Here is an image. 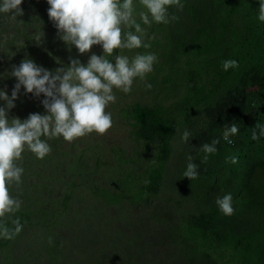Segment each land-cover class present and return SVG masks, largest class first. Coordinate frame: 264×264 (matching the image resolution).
Instances as JSON below:
<instances>
[{
  "label": "trees",
  "instance_id": "1",
  "mask_svg": "<svg viewBox=\"0 0 264 264\" xmlns=\"http://www.w3.org/2000/svg\"><path fill=\"white\" fill-rule=\"evenodd\" d=\"M180 2L182 9L175 5L168 8L169 17L177 19H170L168 24L152 23V31L158 35L148 42L143 41L150 47L132 51L136 55L152 50L160 58L153 64V71L147 74L142 86L152 85L151 89H145L148 95L155 94L154 101H135L125 108L126 112L122 111L130 122V136L144 149L138 160H144L147 154L152 164H145L148 166L146 177L140 179L148 181L146 198L137 203H146L149 195L160 189L177 128L183 126L186 131L192 127L191 132H187L195 147L191 162L197 165L198 178L194 180L197 189L188 188L198 204L195 207L197 213H188L192 222L188 224L194 228V239L210 241V244H243L249 252L259 255V264H264V136L256 127L257 124L264 126V23L257 19L260 0ZM139 3V0H133L136 12ZM20 7L24 14L17 16L16 21L11 19L12 13H0V77L8 78L3 84L7 86L9 97L14 87L10 84L17 83L11 76L13 66H19L22 60L31 59L37 66L55 71L58 67L67 68L70 58L78 59L80 55L74 45L60 39V33L47 15L50 6L46 0H23ZM138 9L141 12L143 7ZM137 23L142 24V21ZM121 54L122 50L117 49L108 59L113 62L114 57ZM225 60H236L239 67L224 71L222 62ZM43 99V94L34 97L25 93L21 86L8 118L24 120L31 113L46 114L41 103ZM4 104L0 100V107ZM233 124L238 127V133L229 136L232 142L228 145L222 134ZM253 131L258 136L256 140L252 139ZM42 138L55 154L59 140ZM217 139V151L207 154L208 159L204 161L206 154L201 150L202 145ZM114 152L119 153V149ZM22 157L16 162L24 169L22 183L16 187L19 192L16 198L29 199L33 194L37 195L47 176L35 172L31 162L44 160L48 155L37 159L25 147ZM232 158H236V163H232ZM64 159H60L58 167ZM70 159L75 163V156ZM124 162L126 167L127 162ZM74 163L66 166L71 168V174L76 172L83 178L80 167L73 169ZM135 164L142 168L137 162ZM242 170L247 171L242 173ZM180 171L188 182L190 179ZM54 175L51 170L50 176ZM56 178L57 174L51 179L56 181ZM35 182L38 185L35 186ZM74 183L72 181V186ZM219 188L230 189L235 214L226 216L220 211L212 195V191ZM215 193L220 194V191ZM225 194L223 191L217 197ZM70 198L68 191L62 199L64 207ZM11 216L14 220L19 217L20 221L22 217H30L23 216L21 210ZM0 222L14 228L5 217ZM6 240L2 239V243ZM160 242L159 239L157 243Z\"/></svg>",
  "mask_w": 264,
  "mask_h": 264
},
{
  "label": "rangeland",
  "instance_id": "2",
  "mask_svg": "<svg viewBox=\"0 0 264 264\" xmlns=\"http://www.w3.org/2000/svg\"><path fill=\"white\" fill-rule=\"evenodd\" d=\"M140 6L139 3L137 12L134 6L136 22H140ZM152 26L141 24L145 30L143 41L158 35L153 33ZM121 50V55L129 59L135 56L134 49ZM92 53L102 55L103 50L100 45H93L90 52L80 54L78 59L87 64ZM7 81L8 78L0 77V89L6 93L7 86L3 83ZM143 84L144 81L134 79L128 94L113 89L116 102L105 109L111 113L113 123L106 134L93 132L72 143L62 137L55 138L60 143L55 154L51 152L46 159L31 162L35 172L47 175L36 196L16 198L18 186L15 183L8 186L11 196L22 202L23 216L30 217H22L23 228L13 239L2 243L4 238L0 237V264H259V255L249 252L243 244H210V241L194 239L188 213L197 212L198 202L190 199L188 186L197 189L196 182H187L180 170L186 171L187 158L193 156L195 147L190 138L182 141L183 126L177 128L173 137L160 189L150 194L146 203H137L146 198L147 183L140 179L146 177L148 166L145 164H152L147 154L144 160H138L144 149L130 136V122L126 116L122 118V111L126 112L125 108L135 101H154L155 94L151 91L148 95ZM191 129L187 130L191 132ZM117 149L119 153L115 154ZM71 156H75V163ZM60 159L65 162L58 167ZM135 162L142 168H137ZM69 163H74L73 169L80 167L83 178L76 172L71 174V168L66 166ZM51 170L57 174L56 181L51 179L55 176H50ZM137 180L143 185H138ZM68 191L71 198L64 207L62 199ZM11 215L6 214L5 221L12 222ZM6 226L14 229L12 225ZM158 239L162 242L157 243Z\"/></svg>",
  "mask_w": 264,
  "mask_h": 264
},
{
  "label": "clouds",
  "instance_id": "3",
  "mask_svg": "<svg viewBox=\"0 0 264 264\" xmlns=\"http://www.w3.org/2000/svg\"><path fill=\"white\" fill-rule=\"evenodd\" d=\"M22 2L23 0H0V13H12L11 19L16 21L17 16L24 14L20 7ZM139 2L145 9L139 13L140 20L148 26L153 22L168 24L170 19H177L175 16L169 17L168 8L174 5L183 8L180 0ZM47 4L50 6L47 15L60 33V39L74 45L80 54L90 52L93 45H100L103 54L92 53L87 64L70 58L67 68L58 67L55 71L37 66L31 59H24L19 66H13L11 76L16 78L17 83L12 89L11 97L0 89V100L5 102L0 107V218L20 210L22 202L11 196L8 186L12 183L19 186L22 183L24 169L16 162L23 159L25 147L37 159H43L52 149L46 140L41 139L42 136L47 139L62 137L65 142L72 143L93 132L98 135L106 134L113 123L111 113L105 111L110 103L116 102L113 89L130 93L134 79L145 80L158 60L155 53H137L131 59L125 55H117L114 63L108 59L117 49L150 47L142 39L145 30L133 18V0H47ZM257 19L264 23V0H260ZM122 26L134 28L135 31H124ZM222 67L227 71L238 68L239 64L236 60H225ZM21 86L25 93H31L34 97L43 94L45 99L41 103L46 114L31 113L24 120L8 118V111L15 107L14 101L18 98ZM145 88L151 89L152 85L145 84ZM256 127L260 128V135L264 136V126L257 124ZM237 133L238 127L233 124L225 128L223 139L229 145L232 142L229 136ZM189 135L185 131L182 141H187ZM252 139H258L255 131ZM218 143L217 139L211 144L202 145L201 150L206 154L204 161L208 159L207 154L217 151L215 145ZM187 159L189 163L184 176L195 180L198 178L197 165L191 162V156ZM232 163H236V158H232ZM217 190L220 194L215 193ZM223 191L226 194L217 197ZM212 195L224 215L235 214L230 189H215ZM195 197L190 193V199ZM12 223V230L0 223V237L11 240L21 232L23 225L19 217ZM51 242L49 237V243Z\"/></svg>",
  "mask_w": 264,
  "mask_h": 264
},
{
  "label": "water",
  "instance_id": "4",
  "mask_svg": "<svg viewBox=\"0 0 264 264\" xmlns=\"http://www.w3.org/2000/svg\"><path fill=\"white\" fill-rule=\"evenodd\" d=\"M126 116L125 112L122 113V118H124Z\"/></svg>",
  "mask_w": 264,
  "mask_h": 264
}]
</instances>
